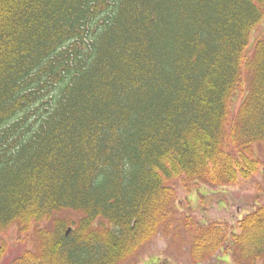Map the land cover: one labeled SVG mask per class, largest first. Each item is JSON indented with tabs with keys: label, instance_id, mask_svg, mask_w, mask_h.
I'll return each mask as SVG.
<instances>
[{
	"label": "trees",
	"instance_id": "obj_1",
	"mask_svg": "<svg viewBox=\"0 0 264 264\" xmlns=\"http://www.w3.org/2000/svg\"><path fill=\"white\" fill-rule=\"evenodd\" d=\"M263 19L264 0H0V234L83 213L10 264H117L170 228L173 181L257 173L264 38L246 58ZM190 222L197 259L228 243L264 263V204L232 236Z\"/></svg>",
	"mask_w": 264,
	"mask_h": 264
},
{
	"label": "rangeland",
	"instance_id": "obj_2",
	"mask_svg": "<svg viewBox=\"0 0 264 264\" xmlns=\"http://www.w3.org/2000/svg\"><path fill=\"white\" fill-rule=\"evenodd\" d=\"M264 38V19L252 33L247 49V58H251L259 40ZM246 75V72H245ZM249 75H246L233 101V109L240 107L248 94L250 85ZM253 156L260 163L259 171L248 179L239 176L236 183L231 184H187L175 180L174 214L170 228L161 227L136 253L120 260L117 264H238L234 255L228 250L229 244L219 248L214 254L204 259L193 255V239L195 227L190 221L203 226L219 224L226 226L229 235L239 232V221L256 207L264 204V142L254 145ZM83 213L63 209L50 218L37 223L26 232H20L16 224L11 225L0 234V249L5 254L0 264H10L25 252L37 253L40 243L36 233L40 229H54L56 223L64 222L65 228H77ZM191 223V222H190ZM108 225V223H105ZM104 224V225H105ZM253 264H264L259 261Z\"/></svg>",
	"mask_w": 264,
	"mask_h": 264
},
{
	"label": "water",
	"instance_id": "obj_3",
	"mask_svg": "<svg viewBox=\"0 0 264 264\" xmlns=\"http://www.w3.org/2000/svg\"><path fill=\"white\" fill-rule=\"evenodd\" d=\"M72 230V228L70 227L68 230H67V234Z\"/></svg>",
	"mask_w": 264,
	"mask_h": 264
}]
</instances>
